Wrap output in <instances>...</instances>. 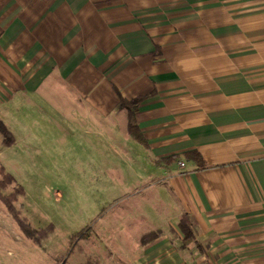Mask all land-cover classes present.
<instances>
[{
    "label": "crops",
    "instance_id": "0c3cea01",
    "mask_svg": "<svg viewBox=\"0 0 264 264\" xmlns=\"http://www.w3.org/2000/svg\"><path fill=\"white\" fill-rule=\"evenodd\" d=\"M52 99L164 203L124 225L130 253L99 231L128 264H264V0H0V106Z\"/></svg>",
    "mask_w": 264,
    "mask_h": 264
},
{
    "label": "rangeland",
    "instance_id": "374dc122",
    "mask_svg": "<svg viewBox=\"0 0 264 264\" xmlns=\"http://www.w3.org/2000/svg\"><path fill=\"white\" fill-rule=\"evenodd\" d=\"M58 103L0 106V120L16 140L4 147L0 136V167L15 179L1 194L21 186L24 195L17 196L15 208L32 229L46 234L39 243L27 239L0 202V264H84L87 258L97 264L127 263L122 251L111 250V237L121 239V249L130 253L135 233L124 225L164 203L149 193L132 195L142 178L129 176L122 145L114 152L105 140L81 134L76 113ZM148 225L142 222L139 232L150 230ZM87 227L86 239L77 238ZM103 229L110 239L99 232ZM166 235L172 237V232Z\"/></svg>",
    "mask_w": 264,
    "mask_h": 264
},
{
    "label": "trees",
    "instance_id": "16d2710c",
    "mask_svg": "<svg viewBox=\"0 0 264 264\" xmlns=\"http://www.w3.org/2000/svg\"><path fill=\"white\" fill-rule=\"evenodd\" d=\"M143 101L142 98H135L131 101H127L120 98V102L117 106L118 110H124L126 112L127 118V130L128 134L131 138L136 140L137 142H141L139 131L137 128V124L135 121V114L139 109L141 102ZM0 136L2 137V145L4 147H11L15 144V137L12 132L6 127V125L0 120ZM194 154V153H193ZM0 175L2 180L0 182V202L4 205L7 213L15 220L18 224L20 230L22 231L23 235L36 243H39L40 239H43L46 234L42 231H36L30 227L26 218L21 217V213L18 209L15 208L14 203L17 201V196L24 195V190L21 186H17V191L10 193L8 195H2L1 190L5 189L8 185L14 184L15 179L13 176L6 172L3 166L0 167ZM178 227L184 237L183 246H188L189 243L195 240L194 237V229L195 222L193 219L188 217L187 215H182ZM91 232V228L87 227L85 230L79 233L78 237L80 240L86 239V233ZM161 236L160 232H150L143 234L140 237L141 245H148L152 242L157 241ZM84 264H97L96 259L87 258Z\"/></svg>",
    "mask_w": 264,
    "mask_h": 264
},
{
    "label": "built area",
    "instance_id": "2783aa9c",
    "mask_svg": "<svg viewBox=\"0 0 264 264\" xmlns=\"http://www.w3.org/2000/svg\"><path fill=\"white\" fill-rule=\"evenodd\" d=\"M179 166H180V167H183V166H184V164H183V163H179Z\"/></svg>",
    "mask_w": 264,
    "mask_h": 264
}]
</instances>
